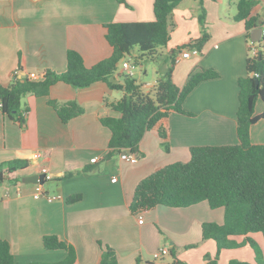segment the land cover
<instances>
[{
    "label": "crops",
    "instance_id": "obj_1",
    "mask_svg": "<svg viewBox=\"0 0 264 264\" xmlns=\"http://www.w3.org/2000/svg\"><path fill=\"white\" fill-rule=\"evenodd\" d=\"M236 1L202 0L209 38L199 55L174 64L173 81L182 87L189 74L200 68H212L218 77L201 81L183 99L187 113H169L165 139L168 149L152 128L139 142L136 162L121 159L119 153L105 157L110 130L100 118L119 115L105 101L118 100L123 92L104 81L86 87L56 82L46 96L26 95L22 99L26 107L23 126L0 111V163L25 159L28 166L18 175L41 173L42 167L50 174L43 184H0V238L9 241L17 264L63 260L64 250L44 248L43 236L50 234L74 247V264H99V242L115 251L119 264H173L171 250L185 264H205V255L215 256L216 243L202 238L201 224H222V207L210 208L207 201H200L185 207L157 205L132 214L129 203L142 178L166 164L187 161L191 147L237 142V81L246 74L252 42L247 38L244 21L233 19ZM198 15V0H183L177 5L169 17L173 27L162 56L200 36ZM251 15L257 17L261 27L264 0H258ZM153 19V0H0V83L6 86L11 82L19 55L24 59V73L30 77L46 69L63 72L68 49L79 52L84 64L90 66L111 53L105 24ZM258 46L264 49V42ZM131 55L137 54L124 58ZM121 61L115 74V82L120 83L124 78ZM155 83H143L142 90L146 92L143 88L154 87ZM49 99L75 100L84 112L63 122L48 104ZM263 110L264 103L258 100L255 113ZM249 138L252 143L264 144L263 119L250 126ZM35 153L37 158L33 157ZM94 156L98 160L91 162ZM66 173L70 175L64 177ZM38 191L61 198H36ZM75 193L81 198L68 203L66 198ZM139 214L142 223L138 222ZM249 236L264 259L263 235L255 232ZM230 239L241 243L243 236ZM163 246L169 253L154 259L153 253ZM254 256L251 246L244 244L222 249L217 262L226 264L238 259L253 263Z\"/></svg>",
    "mask_w": 264,
    "mask_h": 264
},
{
    "label": "trees",
    "instance_id": "obj_2",
    "mask_svg": "<svg viewBox=\"0 0 264 264\" xmlns=\"http://www.w3.org/2000/svg\"><path fill=\"white\" fill-rule=\"evenodd\" d=\"M181 1L183 0H153L154 19L151 21H117L105 24V38L112 48L111 53L90 66L84 64L79 52L68 49L66 69L63 72L46 69L37 77H20L19 73L25 72V63L19 55V73L13 74L8 85L0 83V111L23 126L26 107L22 106V99L26 95L46 96L51 85L56 82L86 87L94 82L104 81L112 89L123 92L120 99L105 101L119 115L100 118V122L110 130L105 157H111L123 150L136 154L144 133L152 128H156L163 147L168 149L165 139L169 113H187L182 107L183 99L201 81L218 77L214 69L200 68L189 74L182 87H178L173 81L172 69L177 53L185 48L196 47L200 50L209 38L205 28L206 11L202 0H198L200 36L179 44L162 56V50L167 46L173 27L169 17ZM257 2L258 0L236 1L233 19L244 21L248 39L250 31L260 25L257 17L251 15ZM261 42H264V35L259 43H252L258 51L254 55H248L246 74L237 81V142L191 147L187 161L166 164L142 178L136 184L129 203L132 214L157 205L185 207L200 201H207L210 208L222 207V224H201L202 238L212 239L216 243L215 256L211 258L210 255H205V264H220L217 261L222 249L244 244L253 249L254 262L231 259L226 264H264L258 244L249 236L251 233L260 232L264 238V144L252 143L249 138L250 126L260 119L264 120V110L260 114L255 113L257 101L264 103V49L258 46ZM133 47H137L139 51V54L133 56L135 63L139 64V60L145 58L158 66V78L153 93L144 92L136 77L124 74L122 83L110 80L111 77L115 78L117 63L130 55ZM48 104L63 122H68L84 112L83 107L75 100L57 102L49 99ZM27 166V160L18 158L0 163V184L13 185L20 182L23 176L17 173ZM69 175L70 173H66L64 177ZM80 198L81 194L75 193L68 196L66 201L72 203ZM231 236H243V241L235 243L230 239ZM42 242L46 250H64L65 258L56 263L29 264H74L76 253L71 244L54 234L44 235ZM99 244V264H119L115 251L108 245ZM171 256L173 264H185L176 258L174 250H171ZM0 264H17L9 241L3 238H0Z\"/></svg>",
    "mask_w": 264,
    "mask_h": 264
},
{
    "label": "built area",
    "instance_id": "obj_3",
    "mask_svg": "<svg viewBox=\"0 0 264 264\" xmlns=\"http://www.w3.org/2000/svg\"><path fill=\"white\" fill-rule=\"evenodd\" d=\"M261 30H262V35H264V23L261 25ZM252 45V44H251ZM257 47L252 45L251 48V54L254 55L257 53ZM200 54V50L196 47L193 48H185L181 50L180 52L177 53L175 56V61H180L183 58H189L192 56H197ZM137 63L134 61V57L131 55L128 58H124L121 61V67H120V73L125 74L130 77H136L135 70L137 69ZM19 73L18 70L16 69L14 71V74ZM121 159H125L128 161L136 162L138 160V157L135 154L128 153L127 150H123L122 152L119 153ZM34 158L38 157V153L33 154ZM98 160L97 156H94L91 158V162H95ZM41 172L45 173V178H50V174H48V171L45 167L41 168ZM115 179V178H114ZM43 196L45 199L48 201H52L53 199L56 198H61L60 195H50L48 193H44L43 191H38L34 194V197L38 198ZM142 216L139 214L138 215V222L142 223ZM169 253L168 247L163 246L159 250L153 253L154 259H160L162 256L167 255Z\"/></svg>",
    "mask_w": 264,
    "mask_h": 264
},
{
    "label": "rangeland",
    "instance_id": "obj_4",
    "mask_svg": "<svg viewBox=\"0 0 264 264\" xmlns=\"http://www.w3.org/2000/svg\"><path fill=\"white\" fill-rule=\"evenodd\" d=\"M133 53L139 54L137 47H133V49L131 50V54ZM139 61H140L138 64L139 66H137V69L135 70L137 82L140 84H143V83L153 84L154 82H156L158 78L157 64L145 58H142ZM175 63H177V61H175ZM137 73H138V76H137ZM143 89L146 92L148 91L151 93L154 92L153 86H150V87L146 86Z\"/></svg>",
    "mask_w": 264,
    "mask_h": 264
},
{
    "label": "water",
    "instance_id": "obj_5",
    "mask_svg": "<svg viewBox=\"0 0 264 264\" xmlns=\"http://www.w3.org/2000/svg\"><path fill=\"white\" fill-rule=\"evenodd\" d=\"M261 37H262V30L261 27H256L253 30L250 31V40L253 43H259L261 41ZM25 73L22 72L20 77H24ZM111 81L115 82L116 79L114 77H111L110 79ZM256 80V84H258L257 79ZM128 153H131L130 150H127ZM45 180V173L41 172V173H35V174H31V175H25L22 177L21 181L23 183H34V184H43Z\"/></svg>",
    "mask_w": 264,
    "mask_h": 264
}]
</instances>
